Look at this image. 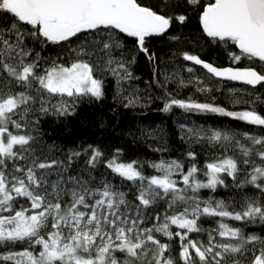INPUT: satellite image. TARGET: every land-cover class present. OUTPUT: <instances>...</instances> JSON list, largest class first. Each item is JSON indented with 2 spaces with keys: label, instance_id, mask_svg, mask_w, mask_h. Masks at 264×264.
<instances>
[{
  "label": "snow or ice",
  "instance_id": "obj_1",
  "mask_svg": "<svg viewBox=\"0 0 264 264\" xmlns=\"http://www.w3.org/2000/svg\"><path fill=\"white\" fill-rule=\"evenodd\" d=\"M188 11L198 15L202 32L213 42H231L239 49L240 54L228 52L232 64L244 57L261 66L219 68L197 55L182 54L203 71L196 75L198 69L187 67L192 75L187 82L181 79L180 87L192 85L207 93L205 82L219 78L251 86L235 91L256 96L232 98L233 103L252 105L240 112L191 98L165 101V113L176 107L230 116L259 128L258 133L251 128L234 133L180 126L197 142L222 149L220 157L204 164L206 182L197 179L201 169L194 151L187 153L193 163L186 170L179 160H160L148 164L159 175L145 176L138 161L120 162L118 149L104 162L121 179L122 185H115L106 173L99 180L93 174L104 157L99 148L70 150L61 159L54 156V145L46 153L42 144L33 146L35 136L21 134L38 123L37 114L68 116L78 101L101 99L104 81L97 73L115 77L116 97L127 100L125 107L136 106L135 91L124 96L128 90L122 87L134 79L129 65L135 56L125 58L127 46L155 61L146 41L167 35L174 23L185 24ZM37 45L60 46L73 59L49 61L36 51ZM170 79L165 76L164 83ZM258 85L264 87V0H0V264H264V236L224 222L264 226V115L256 110L264 99L257 94ZM228 151L234 154H224ZM81 156L87 159L78 167ZM241 165L247 175L238 181ZM225 177L232 178L234 187L251 186L259 195L245 194L236 211L223 200L188 194L227 188ZM121 186L134 187V201ZM158 201L168 204L163 222L157 214V222L145 227V209ZM169 209H174L170 215ZM202 217L220 219L216 228L206 230L200 226ZM205 231L206 243L189 235ZM174 237L180 242L178 255H166Z\"/></svg>",
  "mask_w": 264,
  "mask_h": 264
},
{
  "label": "trees",
  "instance_id": "obj_2",
  "mask_svg": "<svg viewBox=\"0 0 264 264\" xmlns=\"http://www.w3.org/2000/svg\"><path fill=\"white\" fill-rule=\"evenodd\" d=\"M143 2L148 3L149 0H143ZM208 2L209 0H201L202 4ZM187 15L190 19L185 24L174 23L167 35L152 37L146 41L150 52L155 55V61L150 62L146 56L137 52L132 44L127 46L128 51L125 53V58L132 60V57L135 56V62L129 65L134 79L122 82V87L128 90L124 92V96L135 91L139 97V103L136 106L125 107L127 100L116 97L118 89L115 77L111 74L100 76L97 73V78L104 81V96L101 99L84 98L82 101H78L74 112L68 116L37 114L39 115L38 123L28 129L20 130L21 134L35 136L36 143L33 146L37 147L42 144L46 153L48 147L54 145L53 154L61 159H64L70 150L82 152L89 145L99 148L104 153V157L93 174L99 180L101 179L100 174L106 173V178L111 179L115 185H122L121 179L111 173V170L104 166V162L111 159L118 149L120 150L119 161L125 163L133 160L138 161L137 167L142 165L145 176L159 175L155 169L148 167V164L160 160H179L185 165L186 170L193 163L188 159L187 153L194 151L197 155L195 163L201 169V172L197 174V179L206 182L207 177L203 174L204 164L220 157L222 149L207 141L197 142L195 138H190L186 131H182L180 126L184 125L187 129L195 125L206 129L231 130L234 133H242L249 128L258 133L259 128L247 125L230 116L213 113H186L176 107L165 113L161 111L165 101L171 98L181 100L191 98L197 102L219 105L228 111L240 112L246 109L250 110L252 105L233 103L232 98L244 97V99L255 100L256 96H248L243 91H235L251 89L249 86L220 81L215 78L205 82L210 89L207 93L197 92L192 85L180 87V80L184 79L187 82V79L192 75L186 71L187 67L198 69L196 75L203 71L191 62L184 61L182 54L185 52L194 54L204 61L222 67H254L258 70L261 66L259 62L254 64L244 57L236 64H232L228 52L240 54L239 49L232 46L231 42L227 45L213 42L202 32L198 15L192 11H188ZM172 36L179 37V39L172 40L169 38ZM36 51H40L43 58L49 61L55 60L57 63H70L73 59L71 52L57 45H46L43 48L37 45ZM165 76L172 77V79L164 83ZM157 80L164 86L158 87ZM257 89V94L264 99V87L258 85ZM256 110L264 115V105L257 106ZM37 115H33L31 119L36 120ZM13 131L16 130L13 129ZM224 154L233 155L234 153L228 151ZM85 159H87L85 156L78 158L77 166L83 167ZM241 169V173L237 177L238 181L243 180L247 175L246 166L241 165ZM173 178L178 179L176 176ZM225 180L229 185L227 188L218 186L215 192L210 189H201L198 193L189 192L188 194L196 195L201 200H207L209 197L214 200H223L230 205L229 210L235 206L236 211L240 210L237 202L241 201L245 194L259 195L251 186H246L244 189L234 187L231 177H225ZM123 183L131 185V182ZM121 190L128 193L129 201H134V187L121 186ZM167 208V203L158 201L155 205L145 209L146 223L144 226L151 227L153 223H156L154 218L157 214L161 217L159 222H163ZM173 210L169 209L168 214H172ZM219 219L202 217L200 226L211 230L217 227L216 221ZM224 222L230 227L242 228L246 234L254 232L264 236V226L259 222L244 225L240 221H232L227 218L224 219ZM173 230L178 229L173 226ZM157 235L159 236V234ZM189 235L192 239L205 243L208 239L207 231ZM159 238L163 242H169L167 237L160 236ZM173 240L175 243L172 245V250L166 255H178L179 238L174 237Z\"/></svg>",
  "mask_w": 264,
  "mask_h": 264
},
{
  "label": "water",
  "instance_id": "obj_3",
  "mask_svg": "<svg viewBox=\"0 0 264 264\" xmlns=\"http://www.w3.org/2000/svg\"><path fill=\"white\" fill-rule=\"evenodd\" d=\"M190 62V61H189ZM207 62V61H206ZM192 63V62H191ZM196 66V65H195ZM214 66H216V65H214ZM197 67H199L200 68V66H197ZM216 67H219V68H223L222 66H216ZM224 67H228V66H224ZM232 67H235V66H232ZM240 68V67H239ZM215 79H217V80H220V81H225V80H222V79H219V78H215ZM226 82H232V83H235V84H241V85H244V84H242L241 82H238V81H226ZM246 86H248V85H246ZM249 87H251V86H249Z\"/></svg>",
  "mask_w": 264,
  "mask_h": 264
}]
</instances>
